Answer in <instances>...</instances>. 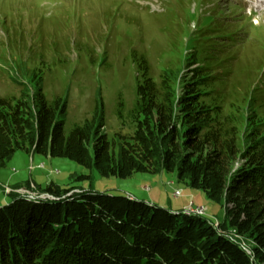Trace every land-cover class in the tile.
I'll return each mask as SVG.
<instances>
[{"label":"trees","instance_id":"trees-1","mask_svg":"<svg viewBox=\"0 0 264 264\" xmlns=\"http://www.w3.org/2000/svg\"><path fill=\"white\" fill-rule=\"evenodd\" d=\"M207 44L158 78L145 56L131 55L136 100L121 117L130 132L115 138L95 117L68 129L66 103L48 100L41 84L32 96L0 97V169L25 152L70 159L103 178L172 173L224 209L217 227L129 196L28 182L12 188L53 199L7 195L0 264H264V82L256 88L249 76L242 85L230 45Z\"/></svg>","mask_w":264,"mask_h":264},{"label":"rangeland","instance_id":"rangeland-1","mask_svg":"<svg viewBox=\"0 0 264 264\" xmlns=\"http://www.w3.org/2000/svg\"><path fill=\"white\" fill-rule=\"evenodd\" d=\"M258 3L0 0V97L32 96L41 84L48 100L66 103L68 129L95 117L97 122L103 120L102 131L115 138L130 132L121 117L128 119L136 100L137 73L131 55L145 56L152 76L158 78L169 65L180 61L184 67L187 54L207 43L230 45L227 56L239 59L233 66L239 70L237 80L244 85L250 76V84L259 88L264 82V78L258 81L264 75V5L254 9ZM89 175L92 180L83 178ZM28 182L42 188L54 183L82 189L84 196L132 195L175 212L206 207V218L215 224L224 218V209L204 191L178 182L172 173L103 178L70 159L25 152H17L0 169V206L9 202L12 192L35 200L49 195L36 188L13 189Z\"/></svg>","mask_w":264,"mask_h":264},{"label":"bare ground","instance_id":"bare-ground-1","mask_svg":"<svg viewBox=\"0 0 264 264\" xmlns=\"http://www.w3.org/2000/svg\"><path fill=\"white\" fill-rule=\"evenodd\" d=\"M131 198H133V197H131ZM29 199L30 200H35L32 196H30ZM46 199L52 200L53 198L49 197V196H42L40 200H46ZM36 201H38V200H36ZM203 208H206V207H203ZM184 213H186L188 215L207 216L202 211H196V210H192V209H190L188 211H185ZM207 213H208V209H207ZM217 224H218V222H217ZM217 224H215V227H217ZM231 238H233V237H231ZM239 243L241 244V242H239Z\"/></svg>","mask_w":264,"mask_h":264},{"label":"built area","instance_id":"built-area-1","mask_svg":"<svg viewBox=\"0 0 264 264\" xmlns=\"http://www.w3.org/2000/svg\"><path fill=\"white\" fill-rule=\"evenodd\" d=\"M47 196H49V195H47ZM175 196L179 197V196H181V193L180 192H176ZM49 197H51V196H49ZM190 209L196 210V211H202L203 213H205V215H207V209L206 208L201 207V208H196V209H194V208H190Z\"/></svg>","mask_w":264,"mask_h":264},{"label":"crops","instance_id":"crops-1","mask_svg":"<svg viewBox=\"0 0 264 264\" xmlns=\"http://www.w3.org/2000/svg\"><path fill=\"white\" fill-rule=\"evenodd\" d=\"M129 197H133V198H136V197H134V196H132V195H130ZM143 201H146V200H143ZM150 203V202H149ZM177 212V211H176Z\"/></svg>","mask_w":264,"mask_h":264},{"label":"water","instance_id":"water-1","mask_svg":"<svg viewBox=\"0 0 264 264\" xmlns=\"http://www.w3.org/2000/svg\"><path fill=\"white\" fill-rule=\"evenodd\" d=\"M33 197V196H32Z\"/></svg>","mask_w":264,"mask_h":264}]
</instances>
